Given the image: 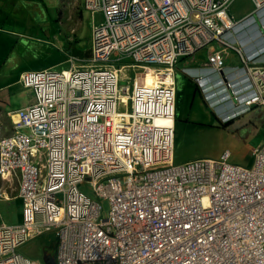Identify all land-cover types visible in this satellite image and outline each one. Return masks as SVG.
<instances>
[{
    "label": "built area",
    "instance_id": "obj_1",
    "mask_svg": "<svg viewBox=\"0 0 264 264\" xmlns=\"http://www.w3.org/2000/svg\"><path fill=\"white\" fill-rule=\"evenodd\" d=\"M234 1L84 0L102 15L88 65L24 73L34 102L0 141V179L17 181L23 202L21 223L0 225V264H36L18 249L53 231L56 264H264V143L249 168L229 164V151L175 165L173 83H135L130 94L126 67L111 65L126 57L172 74L205 50L199 67L181 71L222 121L264 109L263 30L241 34L242 52L236 35L256 25L229 17ZM251 1L260 17L264 0ZM226 47L240 67H226ZM116 126L131 127L126 142Z\"/></svg>",
    "mask_w": 264,
    "mask_h": 264
},
{
    "label": "crops",
    "instance_id": "obj_2",
    "mask_svg": "<svg viewBox=\"0 0 264 264\" xmlns=\"http://www.w3.org/2000/svg\"><path fill=\"white\" fill-rule=\"evenodd\" d=\"M63 1L0 0V138L11 135L15 113L34 102L32 92L24 89L19 84V77L22 73L46 69H69L71 59L84 63L83 59H88L91 55V30L94 22L91 21V17L88 19V13L83 7V0L73 3V6L67 4L64 8ZM79 3L80 5H78ZM251 13L252 11H249L236 20L231 19L241 21ZM85 26L88 31H85ZM245 28L242 27V30L245 31ZM248 32H252V34H249L252 36L255 30L251 28ZM242 33L236 35V46L243 52V44L246 40L241 35ZM83 45L87 47L86 56L79 57L75 54H69L65 66H63V46L68 48L73 46L74 51L77 52V48ZM231 58L234 64L228 62ZM224 59L228 68L241 66L240 57L235 50L226 47ZM67 60L68 65L66 67ZM186 61L188 60L184 59L179 63L183 64ZM195 62L198 61L194 60L190 63ZM200 65L201 62H198L197 67ZM178 66L180 68V65ZM186 67H190V64ZM183 77L187 78L182 74ZM173 81L175 86L174 72ZM176 113H178L177 93ZM213 117L217 119L215 115ZM239 119H248L245 129L242 132H237L244 138L256 133L257 128L264 125V116L261 114V110L258 109ZM263 142L264 139H259L250 147V152H248L250 157L253 156V151ZM238 160L241 161V164L245 161L244 158ZM237 166L247 167L245 164H237ZM7 193L10 199H0V225L20 224L23 202L17 195V185L14 184L8 187Z\"/></svg>",
    "mask_w": 264,
    "mask_h": 264
},
{
    "label": "rangeland",
    "instance_id": "obj_3",
    "mask_svg": "<svg viewBox=\"0 0 264 264\" xmlns=\"http://www.w3.org/2000/svg\"><path fill=\"white\" fill-rule=\"evenodd\" d=\"M80 0H64L63 8L69 4L73 6ZM80 5V3L78 4ZM84 5V0H83ZM82 6V5H81ZM249 11H254V7L250 0H235L228 10V15L233 19H238L239 16L247 14ZM102 15L100 13L91 14L88 12V19L91 17V21L95 24L102 22ZM257 17L256 14H254ZM259 22V18H258ZM88 28L85 26V31ZM70 47V46H69ZM74 47L68 48L63 46V66H65V61L69 58V54H75L79 57L86 56L87 47L84 45L77 48L78 51L75 52ZM89 49V46H88ZM207 52L205 50L197 54L194 59L198 62L205 61ZM120 56L117 54L110 55L111 59H117ZM85 63H88L87 59H83ZM191 60L186 61L184 65H189L192 67H197L198 62L190 63ZM234 64L233 59L230 61ZM68 65V60L66 62V67ZM114 67L120 66H131L134 65V61L130 58L123 57L118 63L111 64ZM181 66V65H180ZM65 67V68H66ZM153 68H162L163 65H150ZM176 78L175 90L177 93V108L178 113L175 109V145H174V164L180 165L189 161L198 159H212L218 160L221 154L228 150L230 152V158L228 160L229 164L232 165H246L248 167L253 165L254 156L250 157V147L258 142L259 139H264V125H260L257 128L256 133L251 134L249 137L244 138L237 134L238 131H243L246 127L248 119H237L234 122L222 126L220 122L213 117V111L209 108L202 100L199 92L197 91L195 85L189 81L187 78H182L179 66L173 69ZM124 74L128 77L127 80L121 81L123 85H131L132 79L138 77L142 80L143 84L146 86H152L153 82L159 80H168L172 82V76L166 72L153 73L152 70L149 71H139L136 73L133 70L126 69ZM260 111V110H259ZM264 111L261 110V114L264 116ZM191 119H184V118ZM242 127V128H241ZM241 128V129H239ZM232 130V131H231ZM129 132V128L126 129ZM239 135V137H238ZM251 159H250V158ZM239 158H244V163L241 164ZM248 164V165H247ZM78 189L84 193L91 200L97 201L91 186L87 183H83L78 187ZM101 206V217L106 218L109 212V204L107 200H98ZM51 234H44L32 241H29L24 246L18 249V252L36 261L38 264H55V259L53 256L43 252V249L47 247L49 240L53 239L55 236L54 232ZM46 262V263H45Z\"/></svg>",
    "mask_w": 264,
    "mask_h": 264
},
{
    "label": "clouds",
    "instance_id": "obj_4",
    "mask_svg": "<svg viewBox=\"0 0 264 264\" xmlns=\"http://www.w3.org/2000/svg\"><path fill=\"white\" fill-rule=\"evenodd\" d=\"M250 2L252 3V1L250 0ZM252 5H253V3H252ZM83 7H84V5H83ZM253 7H254V5H253ZM85 10V9H84ZM88 13V12H87ZM254 14H256L257 15V13H255V7H254V11H253V13H251V14H249L246 18H248V17H253L254 18V24L256 25V27H247V26H242V27H246L244 30L245 31H243L242 30V27H241V32H243L242 34H244V35H247V36H249V37H252V38H255L256 36H257V34H258V30H260L261 31V29L263 30L262 32H264V11L261 13V16L259 17L258 15H257V17H255L254 16ZM230 17V16H229ZM231 18V17H230ZM258 18H259V22H258ZM245 19V18H244ZM243 19V20H244ZM242 21V20H241ZM241 21H236V22H241ZM94 25H96L95 23L92 25V28L94 27ZM254 29L255 30V33L252 35V36H250L249 34H252V32H248L249 31V29ZM244 35H242L243 37H244ZM262 35H263V37H264V34L262 33ZM115 54V53H114ZM91 55H92V30H91ZM91 55H90V57L87 59L88 61L90 60V58H91ZM195 60V59H194ZM119 62V61H118ZM118 62H116V63H118ZM69 64L71 65V63H70V61H69ZM184 64V63H183ZM183 64H179V65H181L180 66V68H179V70H180V72L182 73V71H181V68L183 67ZM86 65H88V63H82L81 61H75V64H74V66L76 67H78V66H86ZM124 66V65H123ZM123 66H120V67H114V68H118V69H120L121 67H123ZM132 66H134V65H131V66H129L130 68H128V66H124V67H126V69H130V70H133V71H135L136 73H138L139 71H149V70H152V72L153 73H159L158 71L159 70H162V69H164L165 67L163 66L162 68H153V67H150V66H147L149 69H143V68H138V67H136V68H133ZM184 67H186V65H184ZM71 68V67H70ZM69 68V69H70ZM187 68H196V67H192V66H190V67H187ZM69 69H64V70H58V71H66V70H69ZM125 69V70H126ZM46 70H49V69H46ZM55 70V69H54ZM41 71H43V70H41ZM27 72H33V71H27ZM24 73H26V72H24ZM24 73H22L21 75H20V77H19V84H20V79H21V76L24 74ZM168 73V72H167ZM185 77H187L192 83H193V81H192V79L189 77V76H187V74H184V73H182ZM171 76H172V83H173V86H174V81H173V72H172V74H170ZM122 79L123 80H127L128 79V77L123 73L122 74ZM135 83H137V85L138 84H143V82H142V80H140V79H138V77H136V75H135V77L132 79V81H131V85L129 86L130 87V94L132 93V91H133V85L135 84ZM194 84V83H193ZM21 85V84H20ZM123 85V84H122ZM125 85H127V84H125ZM195 85V84H194ZM21 87H22V85H21ZM195 87H196V85H195ZM24 88V87H23ZM174 88H175V86H174ZM24 89H26V88H24ZM196 89H197V87H196ZM198 91V90H197ZM199 92V91H198ZM175 93H176V90H175ZM200 94V93H199ZM201 96V95H200ZM202 98V97H201ZM203 100V99H202ZM204 102V101H203ZM205 103V102H204ZM206 104V103H205ZM207 105V104H206ZM208 106V105H207ZM209 107V106H208ZM210 108V107H209ZM175 109H176V102H175ZM212 109V108H211ZM262 110V111H264V109L263 108H259V107H257V108H255V109H253L251 112H249V113H247V114H244V115H248V114H250V113H252L254 110ZM212 111H213V116L215 115L216 117H217V119L216 120H218L219 122H220V124L222 125V126H224V125H228V124H230V123H232V122H234L235 120H237V119H239V118H241V117H243L244 115H242V116H240V117H238V118H236V119H233V120H230V121H227L226 123L225 122H223L222 121V119L219 117V115H218V113L214 110V109H212ZM226 112V111H225ZM225 112H223L222 114H225ZM16 120V117H15V119L12 121V131H13V122ZM174 131H175V123H174ZM13 135V133H11V135L10 136H8V137H2V138H0V141L1 140H3V139H8V138H10L11 136ZM264 143V142H263ZM174 145H175V136H174ZM263 145V144H262ZM262 145H260L259 147H261ZM259 147H257V148H259ZM256 148V149H257ZM226 151H228V150H226ZM225 152V151H224ZM223 152V153H224ZM254 152V151H253ZM222 155V154H221ZM253 156H254V154H253ZM173 157H174V153H173ZM212 160V159H211ZM190 162V161H189ZM235 166H237V165H235ZM240 167H242V166H240ZM249 167H251V166H249ZM249 167H245V168H249ZM0 194H1V196H0V199H10V196H9V194L7 193V189H8V187H11L12 185H14V184H16L17 185V192H18V182L17 181H11V182H7V180H5V179H0ZM7 185V186H6ZM3 195V196H2ZM17 195H18V193H17ZM22 200V199H21ZM22 218V217H21ZM54 232V231H53ZM50 233V232H49ZM55 233V232H54ZM46 234V233H45ZM44 235V234H43ZM56 235V234H55ZM42 236V235H41ZM40 236V237H41ZM38 238V237H37ZM56 248H57V244H56ZM57 250V249H56ZM56 250H55V264H56ZM25 257V256H24ZM29 259V258H28ZM31 260V259H30ZM33 262H35L36 264H38L36 261H34V260H32ZM46 263V262H45Z\"/></svg>",
    "mask_w": 264,
    "mask_h": 264
},
{
    "label": "bare ground",
    "instance_id": "obj_5",
    "mask_svg": "<svg viewBox=\"0 0 264 264\" xmlns=\"http://www.w3.org/2000/svg\"><path fill=\"white\" fill-rule=\"evenodd\" d=\"M169 74V73H168ZM166 84V85H169L171 84L172 82L168 81V80H163V81H155L153 82V85H156V84ZM15 118V117H14ZM129 128V132L127 133L126 132V129ZM131 127L129 126H116L115 127V133L118 135L119 139L122 141V142H126L127 141V137H129L131 135Z\"/></svg>",
    "mask_w": 264,
    "mask_h": 264
},
{
    "label": "trees",
    "instance_id": "obj_6",
    "mask_svg": "<svg viewBox=\"0 0 264 264\" xmlns=\"http://www.w3.org/2000/svg\"><path fill=\"white\" fill-rule=\"evenodd\" d=\"M46 234L48 235V234H51V233H46ZM52 238L53 239L49 240V242L47 244V247H45L43 249V252L45 253V255L49 254V255L53 256V258H55V250H56V244H57V237L55 235Z\"/></svg>",
    "mask_w": 264,
    "mask_h": 264
}]
</instances>
